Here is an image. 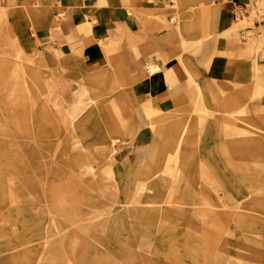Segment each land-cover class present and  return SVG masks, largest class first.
<instances>
[{
    "label": "rangeland",
    "instance_id": "1",
    "mask_svg": "<svg viewBox=\"0 0 264 264\" xmlns=\"http://www.w3.org/2000/svg\"><path fill=\"white\" fill-rule=\"evenodd\" d=\"M165 3L176 23L177 0L173 8ZM235 9L232 27L255 50L253 73L234 77L247 89L229 81L213 82V89L201 84L206 103H197V82L173 71L175 99L151 103L131 96L141 79L137 68L122 74L127 63L113 65L118 84L109 66L74 74V57L84 53L90 35L73 34L69 54L56 46L40 50L37 42L30 47V26L56 23L52 7L0 0V264H264V95L256 94L264 86V0ZM216 32L189 38L192 51ZM130 45L135 50L133 39ZM103 48L125 59L118 45L116 54ZM126 53L130 66L139 63L131 49ZM150 63L156 64L142 69L154 77L161 68L152 73ZM182 81L188 88L178 93ZM92 97L74 117L76 101L82 98L83 107ZM236 108L249 117L235 118ZM187 121L201 126L185 162L149 196L137 194L144 166L170 154L171 126ZM139 136L148 142L136 145ZM114 139L117 166L110 177L103 170Z\"/></svg>",
    "mask_w": 264,
    "mask_h": 264
},
{
    "label": "crops",
    "instance_id": "2",
    "mask_svg": "<svg viewBox=\"0 0 264 264\" xmlns=\"http://www.w3.org/2000/svg\"><path fill=\"white\" fill-rule=\"evenodd\" d=\"M165 1H168L173 8L174 0H37L43 7H52V15L55 17L56 23L54 26L52 25L53 27L34 28L33 25L30 26L29 31L32 40H29V46L31 47V43L34 45L37 42L41 46L40 50L51 53L52 48L50 46H56L63 53L69 54L72 53L69 42L73 34L81 40L88 39V35L92 36V41L87 44L84 53L74 57L78 64L77 72L74 74H92L108 66L111 72L114 64L120 61L123 65L127 63L122 68V74H129V70L132 71V69L137 68V74L141 79L130 90L135 101L139 97L155 103H167L174 100L176 96L169 89V78L170 75H174L173 71L181 74L182 80L185 79V74H193L204 87L210 89H213L212 83L216 81H229L240 84L242 90L247 89L248 83L234 77L236 74L238 78H241L244 74L253 73V69L255 70V66H253L255 50L252 45L248 44L246 38H244L246 42H243L238 29L232 30V24L237 21H234L235 6L246 8V5L252 0H224L223 2L222 0H177L180 15L177 17L179 21L176 23L173 21L175 12L168 8ZM201 2L204 5L210 2L216 6L221 4L217 25L223 31L216 32L218 35L215 34L205 39L196 50L192 51L188 40L203 34L204 28L202 26L206 19L205 17L199 18L197 30L188 34L187 31L189 30L186 25L189 16L196 13L192 9L198 8L199 15L201 11L203 14L206 13L205 7L197 6L196 8V5L199 4L200 6ZM192 3L195 4V8L190 5ZM57 7L64 10L63 13L55 10ZM163 18H166L168 24H164ZM145 19L148 21L146 22ZM92 21L94 27L91 29L87 23H92ZM184 32L188 39L184 38ZM171 33H175V36ZM176 33L180 35L177 36ZM131 39H133L135 50L130 45ZM103 45L108 48V54H116L115 50L118 45L125 59L110 54L107 56ZM125 45L128 50L131 49L135 59L139 60V63L134 64V67L130 66L127 61L126 52L128 50H123ZM79 46L84 47L82 44ZM162 52L170 56L168 61L164 60ZM260 52L262 55L264 54V45ZM151 61H154L161 68L158 75L154 77L142 69V64ZM247 80L246 77V82ZM172 85L175 86V80L172 81ZM187 88L188 86L183 81L177 85L178 93ZM192 97L193 95L189 96L188 100ZM188 104L190 105V103ZM136 106L139 110L138 102H136ZM261 107L264 109V98ZM142 138L143 136L137 138L136 145H143L148 142L141 140ZM136 145L133 146V150L137 147ZM128 157L130 159V155Z\"/></svg>",
    "mask_w": 264,
    "mask_h": 264
},
{
    "label": "bare ground",
    "instance_id": "3",
    "mask_svg": "<svg viewBox=\"0 0 264 264\" xmlns=\"http://www.w3.org/2000/svg\"><path fill=\"white\" fill-rule=\"evenodd\" d=\"M223 1L224 0H222V2ZM190 5L191 6H194L195 4L192 3ZM197 6L198 7H203V8L205 7V12L206 13L203 14L202 13L203 11H201V14L199 15V11L197 10L198 9ZM219 6H220L219 4L217 6L216 5H213L211 2L208 3V4H206V5H204L203 2H201L200 6H199V4L196 5V8L197 9H192V10H195V12H196L195 14H192V17L191 18H193V19L188 20L189 23L186 25L189 28L190 33H191V31H194V30L197 29V24L195 25V23L198 21V19L199 18H204V17H205L206 20H205V24L202 26L204 28V37L203 36L202 37L203 38H206L211 32L218 31L219 26L217 25V21H218L219 12H220V10H219L220 7ZM193 8H195V6ZM197 11H198V13H197ZM263 28H264V25H263ZM232 29H233V27H232ZM174 30H176V29H174ZM173 32H175V31H173ZM176 32H178V31H176ZM179 33L181 34V31ZM179 33H176L177 36L180 35ZM172 34L173 33H171V35ZM261 37L264 40V35H262ZM196 43L198 44V42H196ZM117 64H119V62L116 63L115 66ZM115 66L111 70V73L114 75V78L116 76L118 77L119 80H114L113 79V83L118 84L119 81H121V78H120V74H117V72L119 70ZM157 66L158 65H156V64L153 65V63L152 64L150 63L149 64L150 71L152 70L153 72L152 71L151 72L152 73H155L158 70ZM21 70L22 71L25 70V65H23L21 67ZM120 70H122V69H120ZM151 75L153 76V75H156V74H151ZM189 75L194 79V81L197 82V85H196L195 88H196V93L198 95H197V98H196L195 102H197V103L200 102V103H204L205 104L206 103L205 102V98H206L205 93L206 92L202 88V85H201L200 81L197 78H195V76H193V74H189ZM96 86L97 87H101V85L99 83H96ZM96 89H98V88H96ZM98 90H100V89H98ZM256 94H260V97H262L264 95V86H262V88L259 89ZM85 95H86V93L83 91L82 94H81V96L84 97ZM81 99L82 98H80L75 103L76 106L74 107V112L76 114L74 115V117L76 115L78 116L81 113L85 112V110L88 108V106L91 105L92 103H94L96 101L95 100L96 99L95 97L89 98L91 100L90 101H87V100H89V99H87L86 100V103L84 104V106L81 107L80 104L83 103V101ZM204 110H206V106H205V109ZM235 111L237 112V113H235V116H236L235 118L241 119L242 117H249V114H247L245 112V110H243V109H237L236 108ZM162 116L163 115H159V118L162 117ZM153 119H156L154 117V115L151 116V120H153ZM180 123H182V122L180 121ZM72 124L73 125L75 124V120H73ZM251 125L253 126V124H251ZM200 126H201V122L200 121H195V122H190L189 121L188 123H186V124L184 123L183 125L182 124L181 125L179 124V126H171L172 127V130H170V131L173 134L174 138L171 140L172 144L169 145V147H170L169 148L170 149L169 150L170 154L167 155L161 161H155V160H153L152 162H150V164H146L144 166V169L142 171L144 173H142V176L140 178V184L137 187V194H143L145 196H149L152 193L153 188H155L157 186L158 180L161 177H163L164 175H166V173H168L173 166L180 165L181 163H184L185 162V159H186V156H187V152L190 149V147L192 146V143L191 142H192V140H194L193 137L196 135L197 129H199ZM171 127H169V128H171ZM254 128H255L256 131H259V128H256V127H254ZM114 140H115L114 141V143H115L114 149H112V153L107 156V161H106V164H105L104 170H103L108 176H110L111 174L113 176L112 171H113L114 167L117 166V165H115V160H116L115 153L118 152V146H117V141L118 140H116V139H114ZM184 166H185V164H184ZM88 168L92 169V166H88ZM112 176H110V177H112ZM113 179H114V177H113ZM163 203H166L165 198H163L159 202V207H162L161 204H163Z\"/></svg>",
    "mask_w": 264,
    "mask_h": 264
}]
</instances>
